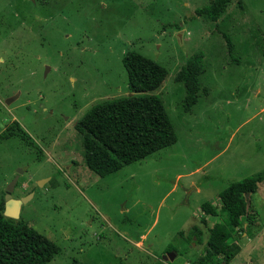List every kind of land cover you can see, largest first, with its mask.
I'll use <instances>...</instances> for the list:
<instances>
[{
	"label": "rangeland",
	"instance_id": "obj_1",
	"mask_svg": "<svg viewBox=\"0 0 264 264\" xmlns=\"http://www.w3.org/2000/svg\"><path fill=\"white\" fill-rule=\"evenodd\" d=\"M208 2L0 0V135L16 124L27 136L0 138V200L19 172L12 197L28 199L15 219L60 248L46 264H192L225 219L218 193L264 169V0H232L216 20L197 13ZM127 51L165 68L149 94L176 140L99 176L74 124L131 94ZM197 53L203 70L186 109L176 75ZM205 201L219 216L201 210ZM246 203L254 224L238 228L241 249L227 264H264V180Z\"/></svg>",
	"mask_w": 264,
	"mask_h": 264
},
{
	"label": "trees",
	"instance_id": "obj_2",
	"mask_svg": "<svg viewBox=\"0 0 264 264\" xmlns=\"http://www.w3.org/2000/svg\"><path fill=\"white\" fill-rule=\"evenodd\" d=\"M231 1L209 0L207 5L197 9V13L216 20ZM122 62L131 94L93 104L74 124L82 136L84 162L99 176L141 160L176 140L161 99L149 94L165 78V68L136 51H127ZM202 66V55L193 54L176 75V80L181 81L186 90V109L197 99ZM8 130L0 135L1 139L27 137L16 124ZM263 180L264 169L229 182L218 193L225 219L209 227L205 248L192 264H221L222 261L227 264L240 251L238 228L247 231L253 222L245 194L255 192L257 183ZM4 201L0 200V264H46L59 252V246L24 221L4 215ZM200 208L214 217L221 213L209 201L203 202ZM191 233L201 238L198 226H193ZM71 264L85 263L75 259Z\"/></svg>",
	"mask_w": 264,
	"mask_h": 264
},
{
	"label": "water",
	"instance_id": "obj_3",
	"mask_svg": "<svg viewBox=\"0 0 264 264\" xmlns=\"http://www.w3.org/2000/svg\"><path fill=\"white\" fill-rule=\"evenodd\" d=\"M14 98V95L11 97H7L5 98V103H7L8 101L12 100ZM19 176V172L16 173V175L12 178V180L8 183L6 189H5V196H4V211L3 214L11 217V218H18L19 217V210L20 207L23 203L26 202V200L28 199V197L23 196L20 197L18 199H15L12 197V191L14 189V186L17 182ZM249 195V193H246L245 196L247 197ZM173 253H167L166 255L163 256L164 260L167 259H173ZM221 264H225V262H221Z\"/></svg>",
	"mask_w": 264,
	"mask_h": 264
},
{
	"label": "crops",
	"instance_id": "obj_4",
	"mask_svg": "<svg viewBox=\"0 0 264 264\" xmlns=\"http://www.w3.org/2000/svg\"><path fill=\"white\" fill-rule=\"evenodd\" d=\"M249 195H250V193H249ZM245 198H246V196H245ZM211 203V202H210ZM212 204V203H211ZM213 205V204H212ZM214 206V205H213ZM255 213H256V211H255ZM257 218H259L258 216H257V214H256V217H255V220L257 219ZM215 223V222H214ZM213 223V224H214ZM254 224V217H253V222H252V225ZM244 226H245V224H243ZM261 227H264V220H263V222H262V224H261ZM260 228V227H259ZM254 236V235H253Z\"/></svg>",
	"mask_w": 264,
	"mask_h": 264
}]
</instances>
